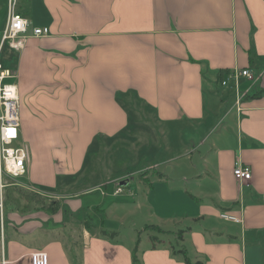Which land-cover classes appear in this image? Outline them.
Listing matches in <instances>:
<instances>
[{"label": "crops", "instance_id": "crops-1", "mask_svg": "<svg viewBox=\"0 0 264 264\" xmlns=\"http://www.w3.org/2000/svg\"><path fill=\"white\" fill-rule=\"evenodd\" d=\"M23 3L49 33L0 62L29 149L22 182L4 181L0 264H264V0ZM234 69L255 81L221 86ZM156 131L153 152L187 172L112 178L105 151ZM128 222V245L102 235Z\"/></svg>", "mask_w": 264, "mask_h": 264}, {"label": "built area", "instance_id": "built-area-1", "mask_svg": "<svg viewBox=\"0 0 264 264\" xmlns=\"http://www.w3.org/2000/svg\"><path fill=\"white\" fill-rule=\"evenodd\" d=\"M29 1V0H22ZM21 0H7L6 19L1 34V45L8 44L10 48L20 49L28 37H43L49 33L48 28H30L28 21L18 11ZM240 78L248 82L255 81V75L248 69L227 72L221 80V86L233 83L235 88ZM14 74L11 70L0 65V199L5 186L4 177L9 179L21 178L26 174L29 161V149L19 140V108L16 85L11 82ZM239 96L238 102L242 99ZM233 176L236 180L247 183L251 180V171L239 161H235ZM126 183L125 180L123 182ZM121 189L118 188L117 192ZM1 208V206H0ZM221 219L237 222L232 216L220 214ZM30 264H48L49 259L45 252H34L29 256ZM1 264H6L4 259Z\"/></svg>", "mask_w": 264, "mask_h": 264}, {"label": "rangeland", "instance_id": "rangeland-1", "mask_svg": "<svg viewBox=\"0 0 264 264\" xmlns=\"http://www.w3.org/2000/svg\"><path fill=\"white\" fill-rule=\"evenodd\" d=\"M23 9L25 8V5L23 1L19 2V5ZM7 7V0H0V36L2 34V30L4 27L5 19H6V8ZM4 50L2 53V58L0 59V62L2 65L5 63L3 62V58L6 55V49H7V44L4 45ZM9 64V62H7ZM151 135V136H150ZM157 138L159 139V133L156 131V137H153V135L150 133L149 135L146 134L145 137L142 139V142H131L127 145L123 144H115L108 151H105L107 159L110 160V170H111V176L119 174V173H124V172H130L134 173L132 176L138 175V173H143L145 174H152L155 171L160 172V173H166V174H179V173H185L187 172V167L185 164H182L180 162H176L171 164L169 162V159L171 158V154L173 152H165L161 155L153 152V147L154 143L157 142ZM173 138L170 139V142H174L172 140ZM21 140V138H20ZM23 142V140H21ZM151 146V147H150ZM167 162H164L166 161ZM161 163V165H156V163ZM9 178L4 177V181L8 180ZM136 179V177L134 178ZM10 180H8L9 182ZM13 182H22L21 178L15 179ZM153 181H151L152 183ZM111 184H115L114 179L110 181ZM13 192L12 190H10ZM94 193L97 195L98 192L94 191ZM109 222H112V220L108 219ZM147 224H156L155 220H148L145 222ZM129 226V222L125 225L124 227L119 228L117 233H114L115 235L113 237H109V239H115L117 238L118 241H122L123 243L128 245V240L130 239L131 235L135 238L137 232V228H131ZM166 227V226H165ZM147 237L146 234H143L141 236V239L144 242V238ZM195 264V263H193Z\"/></svg>", "mask_w": 264, "mask_h": 264}, {"label": "trees", "instance_id": "trees-1", "mask_svg": "<svg viewBox=\"0 0 264 264\" xmlns=\"http://www.w3.org/2000/svg\"><path fill=\"white\" fill-rule=\"evenodd\" d=\"M147 228H149V227L147 226ZM154 228H155V227H154ZM102 235H103V236L113 237L115 234H114V233H107V232H105V231H102ZM151 242H154V240L152 239ZM178 253L182 254V256H183V260H184V263H185V264H193V263H191V262L189 261V259H188L187 256L184 254V252H178ZM132 264H141V263L139 262L137 256H136L135 250L133 251V254H132ZM195 264H203V263L197 261V262H195Z\"/></svg>", "mask_w": 264, "mask_h": 264}]
</instances>
